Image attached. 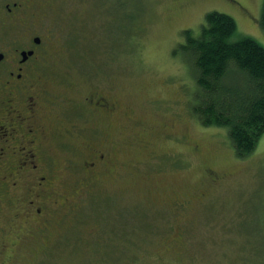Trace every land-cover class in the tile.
<instances>
[{
    "label": "rangeland",
    "instance_id": "obj_1",
    "mask_svg": "<svg viewBox=\"0 0 264 264\" xmlns=\"http://www.w3.org/2000/svg\"><path fill=\"white\" fill-rule=\"evenodd\" d=\"M22 2L13 15L0 10V48L38 35L49 54L38 67L52 100L47 142L68 209L48 235L0 214V264H264V133L240 157L226 128L202 126L177 47L210 11L235 20L230 41L264 47V0ZM92 89L116 109L90 111ZM88 140L112 146L111 171L76 196Z\"/></svg>",
    "mask_w": 264,
    "mask_h": 264
},
{
    "label": "flooded vegetation",
    "instance_id": "obj_2",
    "mask_svg": "<svg viewBox=\"0 0 264 264\" xmlns=\"http://www.w3.org/2000/svg\"><path fill=\"white\" fill-rule=\"evenodd\" d=\"M1 2L0 10L7 16L13 15L23 3L22 0ZM40 42V36L35 35L25 47L0 48L3 54L0 59V214L5 215L10 226L25 224L32 231L43 230V235H48L47 226L68 206H63L67 197L60 199L65 194L55 191V159L47 142L53 134L47 119V107L52 100L38 68L49 54L45 49L38 53ZM88 94L84 102L90 111L104 115L116 109V104L99 89ZM86 145L89 152L86 161L78 165L82 177L78 182L80 191L74 192L76 196H81L84 187H90L101 174L111 171L112 146L90 140ZM65 168L74 170L73 165ZM69 205L72 206L71 201ZM0 230H4L2 222ZM15 237L21 239L20 234Z\"/></svg>",
    "mask_w": 264,
    "mask_h": 264
},
{
    "label": "trees",
    "instance_id": "obj_3",
    "mask_svg": "<svg viewBox=\"0 0 264 264\" xmlns=\"http://www.w3.org/2000/svg\"><path fill=\"white\" fill-rule=\"evenodd\" d=\"M235 30L231 16L210 11L198 34L183 29L177 47L195 76L191 115L202 126L226 128L235 154L245 157L264 133V47L250 37L230 41Z\"/></svg>",
    "mask_w": 264,
    "mask_h": 264
},
{
    "label": "water",
    "instance_id": "obj_4",
    "mask_svg": "<svg viewBox=\"0 0 264 264\" xmlns=\"http://www.w3.org/2000/svg\"><path fill=\"white\" fill-rule=\"evenodd\" d=\"M30 53V52H29ZM23 55H26V52H23ZM3 57V54L0 53V59Z\"/></svg>",
    "mask_w": 264,
    "mask_h": 264
}]
</instances>
